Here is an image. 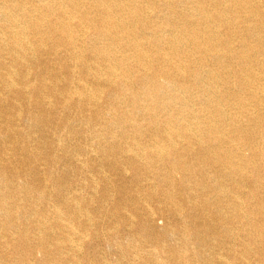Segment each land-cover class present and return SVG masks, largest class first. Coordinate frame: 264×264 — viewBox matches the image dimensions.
<instances>
[{
  "label": "bare ground",
  "instance_id": "obj_1",
  "mask_svg": "<svg viewBox=\"0 0 264 264\" xmlns=\"http://www.w3.org/2000/svg\"><path fill=\"white\" fill-rule=\"evenodd\" d=\"M0 264H264V0H0Z\"/></svg>",
  "mask_w": 264,
  "mask_h": 264
}]
</instances>
